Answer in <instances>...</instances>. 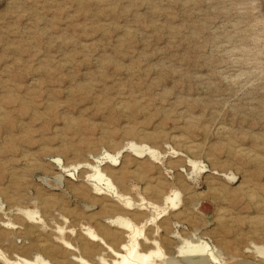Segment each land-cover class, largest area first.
Wrapping results in <instances>:
<instances>
[{"label": "rangeland", "instance_id": "1", "mask_svg": "<svg viewBox=\"0 0 264 264\" xmlns=\"http://www.w3.org/2000/svg\"><path fill=\"white\" fill-rule=\"evenodd\" d=\"M132 141L158 158L100 166L127 209L85 163ZM117 214L161 264H188L184 239L264 264V0H0V251L100 264L86 231L119 249Z\"/></svg>", "mask_w": 264, "mask_h": 264}, {"label": "bare ground", "instance_id": "2", "mask_svg": "<svg viewBox=\"0 0 264 264\" xmlns=\"http://www.w3.org/2000/svg\"><path fill=\"white\" fill-rule=\"evenodd\" d=\"M125 147L126 148L122 147V148L118 149V151L116 153H110V152L106 151L104 156H103V158H97L96 163L86 162L85 165L88 166L89 168L93 169L92 170L93 172L91 174H88L87 178L91 179L92 181H95L94 186H95V189L98 191V193H100V192L101 193H106V194L110 193V194L116 196L120 200V202L124 205V208L130 209L134 205V201L132 200L131 197H127L126 194L118 192L117 187H116L115 183L112 180V177L110 175H108L107 173H105V171H103V169L100 167L101 164L105 163V162H109L112 165H118L120 163V156H122V152L125 149H129L130 152L132 151L138 157H143L144 155H150V156H152L154 158H158V155L160 153L157 150H155L154 148H152L151 146L147 145V144H139V143L137 144L134 141L129 142ZM126 151H128V150H126ZM252 154H253V152H252ZM189 161H190V164L194 165L196 168H200V166L198 167V162L199 161L196 162V161H194L192 159H190ZM77 167L78 166H75L74 168L77 169ZM227 177H229V176H227ZM234 177L235 176H231L230 178L233 179ZM151 187H149V188H151ZM154 192H156V191L154 190ZM245 194H246V192H245ZM175 195H176L175 197L168 196L167 199H166V200L171 202L173 207L178 206L179 205L178 203L181 200L180 197H179V192L178 193L176 192ZM249 198H251V197H249ZM99 202H102V201H99ZM111 206H112V204H111ZM108 207H110V206H108ZM116 208H115V210L118 211V209H116ZM108 210L110 211V209H108ZM34 213H36V212H28V215L32 219H34L35 215H36ZM183 215H185V214H183ZM180 216H181V214H180ZM108 219H109V222H110L111 226L117 227L118 229L125 230L127 232V236H128L129 239L127 241H123V242L121 241L120 248L117 249V247L114 248L112 246V244H110L108 241H106L107 239H106V237H104V236H107V238L109 237L110 240H114L115 241V239L117 240V238L119 237L117 231L116 232H113V231L108 232V231H106V232L103 233V234H105L103 236V234L102 235L98 234L95 231H93L92 229L87 230L86 233H87V235L89 236L90 239L98 241V242L104 244L106 246V248L108 250H110L112 252V254H113V257H112L111 260H108L105 257H103L102 255H99L100 264H161L162 262H167L166 255L160 248H152L151 247V248H148L146 250H142V251L139 250V246H140L141 240L144 239V238L145 239H147V238L145 237L143 228L138 226L137 224H135L130 218H128L125 215L117 214V215H114L112 217H109ZM37 221L38 222H42V219L40 218ZM62 230H63V228L59 227V231L61 232ZM257 233H259V232H257ZM245 234H246V232H245ZM121 236H123V235H121ZM62 242L65 245H67L68 247L74 248L73 245L69 241H67L66 239L62 238ZM45 245H48V244H45ZM179 252H180V255L183 257V260L185 262H187L188 264H217V261H218L217 255L214 253V251H212V249L209 248V245L206 242H204V241H199L198 244H195L190 239H184V244L180 247ZM73 258L79 264H93V263L89 262L86 258H84L82 255H73ZM0 264H52V263L49 260L43 258L42 255H38V254H37V256L34 259H29V257L25 258L23 256L20 257L18 255H17L16 258H14V257H10L9 255H7V253H5L4 251H0Z\"/></svg>", "mask_w": 264, "mask_h": 264}]
</instances>
